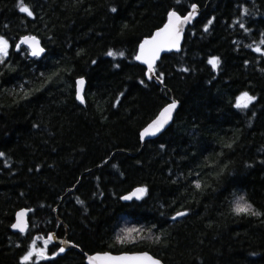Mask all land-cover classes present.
I'll return each mask as SVG.
<instances>
[{"label":"trees","instance_id":"1","mask_svg":"<svg viewBox=\"0 0 264 264\" xmlns=\"http://www.w3.org/2000/svg\"><path fill=\"white\" fill-rule=\"evenodd\" d=\"M20 3L0 0V264H86L108 251L264 264V0H22L31 16ZM192 6L200 15L181 52L158 61L162 84L149 81L139 44ZM244 93L255 99L238 108ZM173 100L171 125L142 144L140 130ZM136 187L141 198L121 199ZM238 195L259 215L237 214ZM22 208L29 226L14 232ZM122 219L152 236L120 243ZM52 232L77 248L58 254L43 243ZM34 247L46 257L25 260Z\"/></svg>","mask_w":264,"mask_h":264},{"label":"water","instance_id":"2","mask_svg":"<svg viewBox=\"0 0 264 264\" xmlns=\"http://www.w3.org/2000/svg\"><path fill=\"white\" fill-rule=\"evenodd\" d=\"M172 12H174V11H172ZM174 13H176V12H174ZM199 15H200V9L197 6H192L190 11L184 16H181L178 13H176V16H178L180 18V20H179V22H177L175 20V18H173L172 21H171L172 27L170 29L171 36H172V38L175 39V46H173V44L170 42L169 34H165L163 37H161V41H162L161 50L159 51L158 55L156 56V58L154 59V61L152 63V70L151 71L149 70L148 64L144 62L145 59H149L150 58L149 49H146L145 55H144V57L142 59L138 60V59H136V57L141 54L140 45L143 43V41H145L146 39L150 40L158 31L164 29L165 25H168L170 23L169 14L167 16L166 22L164 23V25L162 27H160L159 29L154 31V33L150 37H147V38H145V39H143L141 41V43L138 46L137 53L135 55V61L137 63L143 65L146 68L145 75H146V78L149 81H155L158 84H162V81L156 76V66L158 64V61L165 54H168V53H180L181 52L182 45H183V42H184L185 33H186L187 29L189 27H191L194 24V22L198 19ZM185 17H188V19L185 20ZM31 37H34V36H31ZM35 39H36V41H38L39 48L43 49V51H41L40 54L37 55V56H33L32 55V47H31L30 43H22V44H24L28 48V51H29L31 57H40V56H42L45 53V50L42 47V44H41L40 40L37 39V38H35ZM150 47L151 46H149V48ZM78 80H83L84 81L83 86H82V90L80 92V95L82 97V101L83 102L80 99H77V87H78L77 86V81ZM78 80L76 81V99L80 103L84 104L85 103L84 92H85V89H86V81L83 78H79ZM173 101L176 102V107H175V109L172 110L171 118L168 120V122L163 126V128L160 131L156 132L154 135H147V136H144L143 139H142L141 138V133L146 128H148L149 125L152 124V122L157 119V117L160 115L162 110L164 108H166L168 105L172 104ZM173 101H171L170 103H168L165 106H163L158 111L156 116L140 130L139 136H140V141H141L142 144L144 142H146L147 140H152V139H155V138L159 137L171 125V123L173 122L174 116L176 114V111H177V109L179 107L178 101H176V100H173ZM138 188H142V187H136V188L132 189L130 192H128L125 195H123L121 199L123 201H128V202L133 200V199H139L136 196L132 195V193H134L135 190L138 189ZM126 196H131V199H127V200L123 199V197H126ZM142 196H140V198ZM20 213H23V216H19L18 214H20ZM28 214H29V210L28 209H25V208L19 209L16 212V214H15V219H14L13 224L11 225V230L14 231V232L25 233L27 231V229H28V226H29ZM181 216L182 215L177 216V214H176L175 218H179ZM16 224H19L20 227H22L24 230L21 231L20 227H13V225H16ZM48 240L51 243L58 245V254H60V255L64 254L69 249L77 248V246H75L72 242H70L67 239L66 236L58 237L55 232H52V233H50L48 235ZM61 249H63V251H61ZM105 255H108V256H111V257H121V256L132 257V256H144V255H147L148 257H151L153 260L159 261V264H165L162 260H160L159 258L155 257L154 255H152L151 253H149L147 251L120 252V253H113V252H109L108 251V252H97V253H93V254H86L85 263L86 264H90V259H89L90 257H95V256L103 257ZM91 264H149V262H147V261H140V262H134V261L116 262V261L96 260V261L91 262Z\"/></svg>","mask_w":264,"mask_h":264},{"label":"snow or ice","instance_id":"3","mask_svg":"<svg viewBox=\"0 0 264 264\" xmlns=\"http://www.w3.org/2000/svg\"><path fill=\"white\" fill-rule=\"evenodd\" d=\"M19 10L23 13H26L27 15L31 16L32 12L31 10L25 6L22 3L19 4ZM113 11H115V9H113ZM175 18V20L177 22H179L180 18L178 16H176V13L171 12L169 13V20L170 23L168 25H165V28L158 31L150 40L146 39L145 41H143V43L140 45V50H141V54L139 56L136 57V59H142L145 55V51L146 49H149L150 51V58L149 59H145L144 62L148 64L149 66V70H152V63L154 61V59L156 58V56L158 55L159 51L161 50V45H162V41H161V37H163L165 34H169L170 37V42L173 44V46H175V39L172 38L171 33H170V29L172 27L171 25V21L172 19ZM188 17H185V20H187ZM21 43H30L31 47H32V55L33 56H37L40 54L41 51H43V49L39 48V44L38 41H36V39L34 37H25ZM149 46H151L149 48ZM7 42L5 40H3L2 38H0V54H7ZM107 55L109 56H113L115 55L113 52L109 51L107 53ZM122 55V53H121ZM210 64H212L213 67H215L219 62L218 60H216L215 58H213L212 60L209 61ZM84 81L83 80H78L77 81V99H80L82 101V97L80 95V92L82 90V86H83ZM254 97L249 96L247 93L242 94L240 97L237 98V104L236 106L238 108H247L248 104L254 100ZM83 102V101H82ZM176 107V102L173 101L172 104L168 105L166 108H164L162 110V112L160 113V115L157 117V119L155 121L152 122V124L149 125L148 128H146L142 133H141V138L143 139L144 136L147 135H154L156 132L160 131L163 126L168 122V120L171 118V113L172 110L175 109ZM0 155H2V153H0ZM197 187H199V184L196 185ZM146 189L143 188H138L135 190L134 193H132L133 196H136L137 198H140V196H142L145 193ZM123 199L127 200V199H131V196H126L123 197ZM234 211L237 214L240 213H250L253 215H259V213L254 212L251 208L250 204H247L246 202H244V197L240 196L237 198V200L235 201V207H234ZM185 213H177V216L180 215H184ZM19 216H23V213L18 214ZM175 219V217L173 218ZM13 227H20L19 224L13 225ZM20 230L23 231L24 229L22 227H20ZM122 232L124 233V235L122 236H118L117 240L120 243H127V242H132L135 239L139 238V239H143V237L139 236V232L140 230L135 229V228H128V229H123ZM133 233H136L137 236L133 237ZM155 239L157 241H159V237H155ZM45 243H47V241H45ZM61 251H63V249H61ZM31 255V254H29ZM29 258V256H25L24 259L27 260ZM90 264L93 261L96 260H106V261H116V262H123V261H134V262H140V261H147L149 262V264H159V261L153 260L151 257H148L147 255L144 256H121V257H111L108 255H105L103 257L101 256H95V257H90Z\"/></svg>","mask_w":264,"mask_h":264},{"label":"rangeland","instance_id":"4","mask_svg":"<svg viewBox=\"0 0 264 264\" xmlns=\"http://www.w3.org/2000/svg\"><path fill=\"white\" fill-rule=\"evenodd\" d=\"M240 196H243V195H238L235 199V201L237 200L238 197ZM244 197V196H243ZM235 201H234V207H235ZM244 202H246L248 204V202L245 200L244 198ZM128 228H135V229H138L140 230L139 232V236L143 237L144 238H149L150 236H152V232L151 231H148V229L144 228L143 226L141 225H138V224H135L134 222H132L131 220L129 219H122L121 221V224L116 232L117 234V237L118 236H122L124 235V233L122 232L123 229H128ZM137 234L136 233H133V237H136ZM140 240L139 238L135 239L134 241L132 242H136ZM45 241L47 240H43V243L47 246L50 242L47 241V243H45ZM118 241V240H117ZM131 243V242H130ZM31 255H29V257H32L33 259H41V258H45L47 253H46V248H38L36 249V247L32 248L31 252H30Z\"/></svg>","mask_w":264,"mask_h":264},{"label":"bare ground","instance_id":"5","mask_svg":"<svg viewBox=\"0 0 264 264\" xmlns=\"http://www.w3.org/2000/svg\"><path fill=\"white\" fill-rule=\"evenodd\" d=\"M25 37H31V35H25V36H23L22 38H21V40H20V44H22L21 43V41H22V39L23 38H25ZM35 38H37V39H39L38 37H36V36H34ZM40 40V39H39ZM22 45H24V44H22ZM25 46V45H24ZM26 47V46H25ZM30 54V53H29ZM26 209V208H25Z\"/></svg>","mask_w":264,"mask_h":264}]
</instances>
